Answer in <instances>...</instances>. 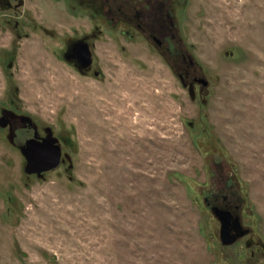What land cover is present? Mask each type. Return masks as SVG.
Segmentation results:
<instances>
[{"label": "rangeland", "instance_id": "374dc122", "mask_svg": "<svg viewBox=\"0 0 264 264\" xmlns=\"http://www.w3.org/2000/svg\"><path fill=\"white\" fill-rule=\"evenodd\" d=\"M93 2L0 0V118L51 128L72 161L28 176L0 127V264H264V0L173 6L210 83L196 100ZM97 26L99 78L62 56ZM237 205L250 233L226 247L213 209Z\"/></svg>", "mask_w": 264, "mask_h": 264}, {"label": "flooded vegetation", "instance_id": "af4514ba", "mask_svg": "<svg viewBox=\"0 0 264 264\" xmlns=\"http://www.w3.org/2000/svg\"><path fill=\"white\" fill-rule=\"evenodd\" d=\"M177 2L180 0H101L97 4L93 2L95 4L93 6L95 10L98 8L101 10L107 19V23L112 27L125 26L124 37L128 36L129 39H135V34L149 37L161 54L171 59L172 68L183 87L189 90V87L193 85L197 96V88L200 87L201 92L207 88L202 89L201 84L197 83L196 79L203 77L198 74L196 62L183 49V40L176 33L177 25H175L172 8L177 5ZM101 32L102 29L97 26L92 29L91 33L84 34L82 37H71L65 43V49L62 52L63 59L82 75L88 76V74L94 73L95 75L98 73L94 70L95 55L92 53V48L95 46V39ZM84 44L89 45L92 55V65L87 69H83L81 57L77 53L79 46ZM96 78H99V75ZM22 116L24 115L16 112L8 119V127L4 128L8 129L9 133L12 129L14 140L18 145H23L29 139L34 138L36 132H38L37 137L41 139L49 134L55 138L51 128H44L42 131L36 125L37 129H35L34 124H27L22 120ZM65 155L62 150L63 161L66 159ZM208 205L210 206L211 203ZM226 209L232 210L235 215H238V205L235 207L228 206ZM252 246H254V241ZM241 248L246 249L244 246Z\"/></svg>", "mask_w": 264, "mask_h": 264}, {"label": "water", "instance_id": "95a60500", "mask_svg": "<svg viewBox=\"0 0 264 264\" xmlns=\"http://www.w3.org/2000/svg\"><path fill=\"white\" fill-rule=\"evenodd\" d=\"M78 55L81 57L82 60V67L83 69L90 68L92 65V55L89 49V45H81L77 49ZM11 67V65H10ZM98 77V73L95 74ZM198 84H201L202 89L208 88L210 83L205 78L196 79ZM189 96H191L192 100H196L197 96L193 85L189 87L188 90ZM7 110H3L0 118V127L7 128L8 127V119L10 116H13L15 113H12ZM24 122L30 125H33L32 119L28 116L21 117ZM34 128L36 125L34 124ZM37 133L35 134L34 138L29 139L23 145H18L15 142V138L13 136L12 129L10 130L8 141L13 146H17L22 154V156L26 160V165L24 168V172L30 175H36L40 179H44L45 173L52 172L61 165L62 162L68 160L71 163V157L68 155L66 159L63 161L62 156V146L59 140L53 137L52 134L47 135V137L41 139L37 137ZM72 169V165L69 167ZM216 218H218L220 222V227H217L215 233L219 235L221 238V242L223 246L230 247L235 244L240 239H243L250 233L248 228H244L243 224L241 223V219L239 215H235L232 211L223 210L220 208L213 209ZM253 245V240L250 239L246 241L245 248H249Z\"/></svg>", "mask_w": 264, "mask_h": 264}]
</instances>
